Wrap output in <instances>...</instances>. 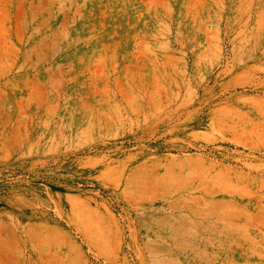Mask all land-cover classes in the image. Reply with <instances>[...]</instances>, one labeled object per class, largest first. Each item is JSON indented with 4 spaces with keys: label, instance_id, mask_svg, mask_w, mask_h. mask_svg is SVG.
<instances>
[{
    "label": "rangeland",
    "instance_id": "obj_1",
    "mask_svg": "<svg viewBox=\"0 0 264 264\" xmlns=\"http://www.w3.org/2000/svg\"><path fill=\"white\" fill-rule=\"evenodd\" d=\"M0 264H264V0H0Z\"/></svg>",
    "mask_w": 264,
    "mask_h": 264
}]
</instances>
